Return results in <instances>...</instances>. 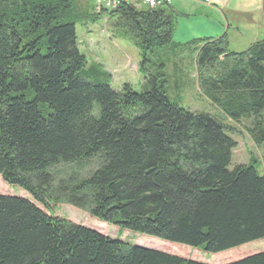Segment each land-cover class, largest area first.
<instances>
[{
	"label": "trees",
	"instance_id": "trees-1",
	"mask_svg": "<svg viewBox=\"0 0 264 264\" xmlns=\"http://www.w3.org/2000/svg\"><path fill=\"white\" fill-rule=\"evenodd\" d=\"M87 2L86 12L80 0H0V178L31 198L0 194V264H210L53 217L55 204L212 255L264 239V174L253 158L228 170L227 125L245 121L264 145V38L242 52L224 36L176 44L172 5L103 11L138 50L144 77L139 92L115 91L79 51L76 27L99 18ZM191 45L214 115L167 96L183 76H168L170 57L157 51ZM221 264H264V251Z\"/></svg>",
	"mask_w": 264,
	"mask_h": 264
},
{
	"label": "rangeland",
	"instance_id": "rangeland-1",
	"mask_svg": "<svg viewBox=\"0 0 264 264\" xmlns=\"http://www.w3.org/2000/svg\"><path fill=\"white\" fill-rule=\"evenodd\" d=\"M80 2L81 6H84V10L87 12V0H80ZM173 9L176 13V24L171 39L173 43L182 44L193 39H202L206 36L202 33L203 25L201 22L202 20H200L203 19L204 21L206 19L201 17L205 16V12L197 13L199 10L194 11L195 6H193L189 0H174ZM94 17L99 18L92 19L89 17L88 21L85 20L82 25L76 27L79 51L85 55L87 66L101 64L102 67H100L109 72L111 80L108 84L115 91L119 90L123 84L130 85L132 89L137 92L141 91L144 77L138 70L140 61L138 50L128 40L120 37L118 34L119 31L113 27V24L110 23L107 17L99 15H95ZM214 20H216V16ZM221 24L224 23L222 22ZM263 25L264 23L260 21L259 24L250 23L248 28L240 27L239 30L242 34H238L237 36L234 30H229L226 35L228 49L230 51L240 52L245 50L252 42L254 35L258 36V39L264 38ZM237 38H239V41L235 44ZM246 42L249 43L245 47L247 44ZM157 55L162 58L165 56L170 57V66L168 70H166L168 76L173 74L178 80H182L183 76L182 87L178 93L171 91L170 84L168 83L167 96L169 100H176L180 107L190 112H205L214 115L215 109L208 99L199 91L195 72L190 65V63L194 64L192 58V56L194 57L193 45L181 47L174 51L171 50L170 46H165L157 51ZM227 125L233 128L229 136L235 143L228 170H232L239 164L246 165L250 162V158H253L259 163V167L257 168L258 172L260 171L264 174V145L258 147L249 139L245 131V126H247L245 121H241L240 124L228 121ZM94 168L95 163L92 162L85 168L83 167L81 174H88ZM0 194L24 196L25 198L31 199L20 188L3 183L1 178ZM36 205L43 209L41 205ZM49 214L53 217L69 221L72 224H79L97 230L111 239H118L132 245L137 244L141 247L154 248L180 257L210 264L231 262L258 251H264V239H262L231 251L212 255L199 250L171 245L156 239L120 230L118 227L96 220L86 211L74 208L70 205H52L50 206Z\"/></svg>",
	"mask_w": 264,
	"mask_h": 264
},
{
	"label": "crops",
	"instance_id": "crops-1",
	"mask_svg": "<svg viewBox=\"0 0 264 264\" xmlns=\"http://www.w3.org/2000/svg\"><path fill=\"white\" fill-rule=\"evenodd\" d=\"M189 1L193 6H195L194 11L199 10V12L197 13H203V12L206 13L205 16H201L206 19L204 21L203 19H200L202 20L201 22L203 25L202 33L206 35L202 39H205V40L218 39L223 36L226 38V35L229 30H234L237 36L238 34H242L240 33V30H239L240 27L248 28L250 23L252 22L259 24V22L262 21L264 23V0H231L229 2H226L222 7H213V6L203 4V3H200L198 1H193V0H189ZM173 5H174V0L172 2V7ZM215 16H216V20H214ZM256 16H257V19H256ZM222 22L224 24H221ZM263 28H264V25H263ZM262 39H258V36L254 35L252 42L249 45H248L249 42L248 43L246 42L247 44L245 45V47L248 45L247 46L248 48L252 43L257 42L258 40H262ZM238 41H239V38H237V40L235 41V44H237ZM178 44H181V43H178ZM100 66L102 67L101 64ZM102 69L109 74L107 70H105L104 68ZM142 81L144 82V78Z\"/></svg>",
	"mask_w": 264,
	"mask_h": 264
},
{
	"label": "built area",
	"instance_id": "built-area-1",
	"mask_svg": "<svg viewBox=\"0 0 264 264\" xmlns=\"http://www.w3.org/2000/svg\"><path fill=\"white\" fill-rule=\"evenodd\" d=\"M138 0H92L94 13H98L102 9H116L121 5H134L136 6ZM172 0H140L148 9H156L158 7L167 6L171 4ZM203 4L221 7L226 1L229 0H197Z\"/></svg>",
	"mask_w": 264,
	"mask_h": 264
},
{
	"label": "bare ground",
	"instance_id": "bare-ground-1",
	"mask_svg": "<svg viewBox=\"0 0 264 264\" xmlns=\"http://www.w3.org/2000/svg\"><path fill=\"white\" fill-rule=\"evenodd\" d=\"M193 1H197V0H193ZM198 2H199V1H198ZM200 3H201V2H200ZM225 3H226V2H225ZM225 3H224V4H225ZM224 4H223V5H224ZM223 5H222V6H223ZM210 6H211V5H210ZM222 6H221V7H222ZM213 7H215V6H213Z\"/></svg>",
	"mask_w": 264,
	"mask_h": 264
}]
</instances>
